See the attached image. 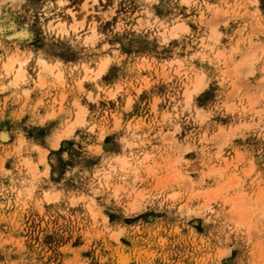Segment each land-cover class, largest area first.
Masks as SVG:
<instances>
[{
	"label": "clouds",
	"instance_id": "1",
	"mask_svg": "<svg viewBox=\"0 0 264 264\" xmlns=\"http://www.w3.org/2000/svg\"><path fill=\"white\" fill-rule=\"evenodd\" d=\"M0 264H264V0H0Z\"/></svg>",
	"mask_w": 264,
	"mask_h": 264
}]
</instances>
